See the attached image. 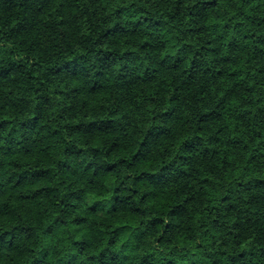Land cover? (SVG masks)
Returning <instances> with one entry per match:
<instances>
[{
  "label": "trees",
  "instance_id": "obj_1",
  "mask_svg": "<svg viewBox=\"0 0 264 264\" xmlns=\"http://www.w3.org/2000/svg\"><path fill=\"white\" fill-rule=\"evenodd\" d=\"M0 264H264V0H0Z\"/></svg>",
  "mask_w": 264,
  "mask_h": 264
}]
</instances>
